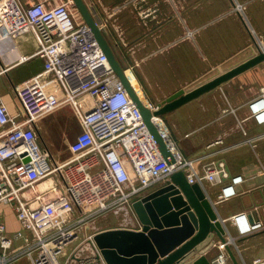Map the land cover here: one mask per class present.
I'll return each mask as SVG.
<instances>
[{"label": "built area", "instance_id": "built-area-1", "mask_svg": "<svg viewBox=\"0 0 264 264\" xmlns=\"http://www.w3.org/2000/svg\"><path fill=\"white\" fill-rule=\"evenodd\" d=\"M73 8L71 0L27 4L14 0L12 6L9 0L0 2V24L8 36L14 40L31 33L36 42L32 55L43 60L40 71L15 85L18 110L11 111L0 95V264L21 259L30 264H69L76 252L65 254V249L78 238L83 224L165 185L178 170L190 183L219 184V201L232 198L244 178L232 175L225 159L216 155L243 144L254 146L264 137L263 132L232 143L218 137L206 145V151L188 157L163 116L152 115L170 151L165 157L139 107ZM236 8L243 11L241 4ZM98 23L106 29V20ZM256 39L264 50V37L256 35ZM127 77L139 97L140 92L145 94ZM142 102L152 112L159 107L148 97ZM65 104L73 108L82 130L69 145L71 157L59 162L42 145L35 122ZM247 107L248 117L263 124L264 86L247 101ZM242 131L246 134L243 126ZM2 205L12 209L18 222L13 232L7 229ZM227 220L236 237L264 227L262 220L245 210L232 213ZM226 231L227 242H217L212 264H231L226 243L238 250L236 237ZM251 264H264V257L254 258Z\"/></svg>", "mask_w": 264, "mask_h": 264}, {"label": "crops", "instance_id": "crops-1", "mask_svg": "<svg viewBox=\"0 0 264 264\" xmlns=\"http://www.w3.org/2000/svg\"><path fill=\"white\" fill-rule=\"evenodd\" d=\"M20 1L27 4L33 0ZM85 1L98 22L106 20L104 34L122 66L133 73L136 79L133 84L141 86L157 103L179 87L189 88L192 83L205 81L210 75L244 60L253 53L250 46L255 41L254 36L264 37V0ZM9 3L12 6L14 0H9ZM237 4L243 6V11L236 8ZM73 13L78 20H83L76 8H73ZM148 27L154 31L152 35L156 34L152 39L154 42L149 45L146 41L136 43L134 39L137 34ZM127 47L133 49L132 60L123 52ZM35 50L36 42L31 33H22L13 40L0 24V95L11 111L19 108L15 85L43 67L42 58L32 55ZM136 50H139L137 56ZM136 67H139L141 74ZM261 86H264V62L188 101L187 104L198 105L199 110L196 123L187 129L177 128L184 131L183 135L180 133L175 137L183 153L188 157L201 154L207 150L206 145L218 137H222L225 143H232L245 136L263 133L264 123L257 124L248 117L247 107V101L258 94ZM69 108H72L71 105L65 104L50 114L40 116L35 122L42 145L44 142L50 151L42 129H47L51 123V114ZM57 125V132L62 136L68 124L60 118ZM242 126L246 134H243ZM81 128L79 122L75 129ZM67 150L68 155L63 157L53 150L51 153L62 162L72 155ZM217 156L225 159L232 175L243 176V181L236 186L237 194L219 201V184L204 181L201 185L214 203L218 217L226 219L228 230L236 237L234 226L227 220L232 213L245 210L251 217L264 223V137L257 139L254 146L243 144ZM2 206L7 211V229L13 232L18 228V222L12 209L8 205ZM122 208L126 212V207ZM104 214L88 220L80 227L78 238L68 251L69 255L76 252L72 254L69 264H78V257L94 254L95 248L89 239L96 231L111 226L138 225L129 213L125 217L127 212L122 223H107ZM236 242L238 250L231 248L240 264H251L254 258L264 257V227L236 237ZM216 252L217 248L213 247L207 255L211 258ZM14 264L30 262L21 259Z\"/></svg>", "mask_w": 264, "mask_h": 264}, {"label": "water", "instance_id": "water-1", "mask_svg": "<svg viewBox=\"0 0 264 264\" xmlns=\"http://www.w3.org/2000/svg\"><path fill=\"white\" fill-rule=\"evenodd\" d=\"M71 1L139 107L165 157L170 151L151 119L152 115L163 116L242 71L264 62V50L255 38L250 46L253 53L247 58L189 88L179 87L159 101L158 109L152 112L134 91L125 68L87 2ZM125 207L127 214L133 216L138 225L111 226L96 231L89 237V242L95 248L94 254L78 257L79 264L89 260H94V264H212V257H208L207 253L216 247L217 242H227L225 220L218 217L214 203L207 197L202 185L188 182L182 170L172 173L165 185L132 198ZM226 249L231 264H240L230 244L226 243Z\"/></svg>", "mask_w": 264, "mask_h": 264}, {"label": "rangeland", "instance_id": "rangeland-1", "mask_svg": "<svg viewBox=\"0 0 264 264\" xmlns=\"http://www.w3.org/2000/svg\"><path fill=\"white\" fill-rule=\"evenodd\" d=\"M153 32L154 31L150 27H148V28L142 30L140 33H138L137 38L134 40H137V41H135L136 43L140 42V41H146V42H148L147 45H149L152 42H154V41H152V39L156 34L152 35ZM122 35H123V33H122ZM151 35H152V37H151ZM118 38H120V37L118 36ZM143 49H146V48H143ZM138 51L139 50H136L135 56L138 55ZM123 52L131 60L133 59V55H134L133 49L131 50L127 47V49L124 50ZM136 70L140 73L139 67H136ZM211 76H213V75H210L209 77H211ZM198 83H196V84H198ZM191 85L193 86V83ZM145 96L148 97L150 100L154 101L150 95H149L150 97L147 95V93L145 94ZM190 101H192V100H190ZM187 103L188 102H186L185 104H182L181 106L173 109L170 112L163 114V118H164L167 126L171 130L172 137L178 146H179V143L175 139V137H176V135L179 136L180 133L182 135L184 133V131H179V129H187L191 126V124L196 123V120H197V113L199 110V106L196 104L193 105L192 103H189V104H187ZM50 113H52V112H48L45 115L50 114ZM50 116L52 117L51 123L49 124L47 129H42L43 133H44L43 138H44L45 142L50 146L49 148H51V151L53 150L57 155L61 154L62 157L67 156L68 155L67 149H69L70 143L74 140L76 134L80 131V129H75V126L78 125L80 121L78 120V117L72 108L71 109L69 108L67 110H61V112H56L54 114H51ZM60 118L65 119V121L68 124L67 129H66L65 133H62V136L60 135L59 132H57V128H58L57 122L60 121ZM174 121H176L177 123L175 124ZM177 128H179V129H177ZM81 130H82V128H81ZM196 135H197V133H196ZM196 135H194V137ZM216 147L212 146L213 149H215ZM221 153L222 152L218 153L217 155H219ZM6 213H7V211L5 212V215H6ZM125 215H126L125 210L123 208H120L118 211L110 210L107 213H105L103 216L106 217L105 221L107 223H122ZM125 217H128V214ZM227 230H228V228H227ZM73 243L74 242H71L66 247L65 252H64L65 254L68 253V251L71 249V247H72L71 245ZM64 259H65V256L61 255L60 256L61 262H63Z\"/></svg>", "mask_w": 264, "mask_h": 264}, {"label": "bare ground", "instance_id": "bare-ground-1", "mask_svg": "<svg viewBox=\"0 0 264 264\" xmlns=\"http://www.w3.org/2000/svg\"><path fill=\"white\" fill-rule=\"evenodd\" d=\"M126 73H127V75L130 77L132 83H133L134 81H136V79H135L133 73L130 71V69H126ZM135 87H136V88H139L138 86H135ZM140 95H141L140 97H141L142 100H145V99L147 98V97L145 96V94H143L142 92H140Z\"/></svg>", "mask_w": 264, "mask_h": 264}]
</instances>
